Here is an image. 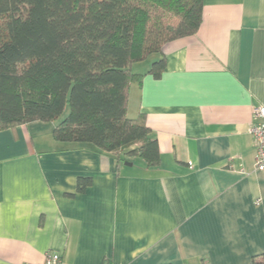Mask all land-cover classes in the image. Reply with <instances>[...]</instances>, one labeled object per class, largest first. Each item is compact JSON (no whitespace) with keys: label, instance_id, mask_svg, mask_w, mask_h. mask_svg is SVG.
<instances>
[{"label":"crops","instance_id":"0c3cea01","mask_svg":"<svg viewBox=\"0 0 264 264\" xmlns=\"http://www.w3.org/2000/svg\"><path fill=\"white\" fill-rule=\"evenodd\" d=\"M163 55L160 77L149 72L158 55L133 64L127 110L146 116L156 167L57 141L56 122L0 130V264H43L48 251L66 264L264 255V170L249 132L264 104V0H204L198 31Z\"/></svg>","mask_w":264,"mask_h":264},{"label":"trees","instance_id":"16d2710c","mask_svg":"<svg viewBox=\"0 0 264 264\" xmlns=\"http://www.w3.org/2000/svg\"><path fill=\"white\" fill-rule=\"evenodd\" d=\"M204 0H0V130L56 122L60 142L91 143L120 160L161 163L140 113L127 114L133 64L195 34ZM67 114L65 115V112ZM85 183L81 181L80 187ZM253 264H264V255Z\"/></svg>","mask_w":264,"mask_h":264},{"label":"built area","instance_id":"2783aa9c","mask_svg":"<svg viewBox=\"0 0 264 264\" xmlns=\"http://www.w3.org/2000/svg\"><path fill=\"white\" fill-rule=\"evenodd\" d=\"M249 132L254 139L255 167L259 170H264V104L254 107ZM257 203H259V200H257ZM43 264H66V262L60 253L48 251L45 253Z\"/></svg>","mask_w":264,"mask_h":264},{"label":"rangeland","instance_id":"374dc122","mask_svg":"<svg viewBox=\"0 0 264 264\" xmlns=\"http://www.w3.org/2000/svg\"><path fill=\"white\" fill-rule=\"evenodd\" d=\"M153 58V57H152ZM67 114V111L65 112V115Z\"/></svg>","mask_w":264,"mask_h":264},{"label":"water","instance_id":"95a60500","mask_svg":"<svg viewBox=\"0 0 264 264\" xmlns=\"http://www.w3.org/2000/svg\"><path fill=\"white\" fill-rule=\"evenodd\" d=\"M127 164V163H126ZM129 164H131V163H129Z\"/></svg>","mask_w":264,"mask_h":264}]
</instances>
